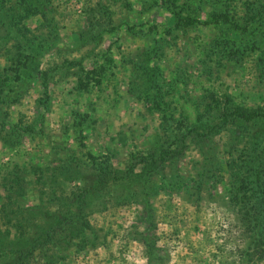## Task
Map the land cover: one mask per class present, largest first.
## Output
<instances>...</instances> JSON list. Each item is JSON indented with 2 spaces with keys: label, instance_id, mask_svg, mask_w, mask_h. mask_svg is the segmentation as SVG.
<instances>
[{
  "label": "rangeland",
  "instance_id": "374dc122",
  "mask_svg": "<svg viewBox=\"0 0 264 264\" xmlns=\"http://www.w3.org/2000/svg\"><path fill=\"white\" fill-rule=\"evenodd\" d=\"M0 1V264L47 230L57 264H148L144 203L162 264H264L225 204L254 170L227 161L264 149V120L220 119L264 107V0ZM213 13L229 20L174 26ZM203 124L209 160L183 140ZM162 148L149 172L142 157ZM103 166L134 182L97 186Z\"/></svg>",
  "mask_w": 264,
  "mask_h": 264
},
{
  "label": "trees",
  "instance_id": "16d2710c",
  "mask_svg": "<svg viewBox=\"0 0 264 264\" xmlns=\"http://www.w3.org/2000/svg\"><path fill=\"white\" fill-rule=\"evenodd\" d=\"M2 6H5V3L3 1H0V7L2 8ZM5 11H3L2 13H6L7 15L8 11ZM174 19V26L179 27L180 25L184 24H208L210 22H220V20L227 21L229 20V16L222 13H213L211 15V19L204 20L202 22L198 18H192L189 15H176ZM44 75H46L45 72ZM43 85L46 87L45 80L43 82ZM46 98H48L47 95ZM220 119L222 121V125L228 124L231 119H235L237 121H242L245 123H249L256 120H264V107L257 106L253 108L236 105L231 111H223ZM214 130L215 126L213 124H206V126H204V124L199 126L193 125L189 128V130L187 131L188 133L183 138V140L186 139L188 136L194 139V141L196 140V145L198 146L200 153L202 155H205V159L209 160L211 158L209 156V152H212V146L210 142H207L206 140L211 141L213 139ZM204 142H206V144ZM159 153L160 154L158 157H154L153 155H148L149 157H142V162L144 163V166L149 167V172H152L157 169L159 165H161V162H165L169 154L166 148H162ZM247 154L248 157L252 154L249 160H247V157L245 156L246 158L242 160L240 159V162L227 161V165L229 168H232L236 165L240 166L237 170L238 173L243 171L241 170L242 167H248L247 169L253 168L254 170H252L250 174H244L243 171L238 186L236 188L230 189L229 194L225 199V204H227L237 215V219L243 227L242 229L250 234V242L251 244H253V247L259 248V246H262V244L264 243V149L261 151H256L255 149H253L252 151H248ZM133 169L134 168L131 167L130 172H133ZM131 175L132 174H125L120 176V174L111 171L107 166H103L100 168L98 174H96L97 186H100L101 188L106 187L109 184V177H115L116 179H119V181H123L122 179H125L127 177L129 183L134 182V179H130ZM138 175L139 174H135L136 177H138ZM181 182L184 181L181 180ZM182 185L183 183H181V186ZM84 194L85 192H83L81 195ZM144 207L147 212L146 221L148 223V226L147 230L140 231V237L145 245L148 264H162L164 258L156 252L155 244L157 237L154 231L150 230L152 228V222L148 217L151 214V206L148 203H144ZM66 212V214H68L70 211L67 210ZM4 215L5 216L0 215V217H3L7 220L11 218V214L7 210H5ZM65 221L67 222L68 220ZM62 224L64 223H58V226ZM62 230L70 229H65L63 226ZM55 234L54 230L45 231V238L42 241L41 245H37L39 243L36 242L35 244L30 245V247L26 249V252L21 250L16 255V260H14L10 264H27L29 260V255L33 254L34 250L37 247H43L45 250L42 253L44 255V262H42V264H57V259L61 258L63 254L58 253L59 250L50 248L47 245L49 240H52ZM50 249H53V251L48 252L47 250ZM251 254L252 253L250 252V249L248 247L244 248L240 252V256L243 259L248 258Z\"/></svg>",
  "mask_w": 264,
  "mask_h": 264
}]
</instances>
